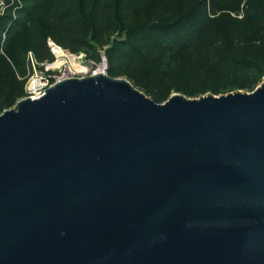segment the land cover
Here are the masks:
<instances>
[{"label": "water", "instance_id": "1", "mask_svg": "<svg viewBox=\"0 0 264 264\" xmlns=\"http://www.w3.org/2000/svg\"><path fill=\"white\" fill-rule=\"evenodd\" d=\"M0 264H264V81L160 104L69 78L5 110Z\"/></svg>", "mask_w": 264, "mask_h": 264}, {"label": "rangeland", "instance_id": "2", "mask_svg": "<svg viewBox=\"0 0 264 264\" xmlns=\"http://www.w3.org/2000/svg\"><path fill=\"white\" fill-rule=\"evenodd\" d=\"M246 1L241 5L239 14L224 12L219 14V17L212 15L207 0H139L131 8L126 7L124 0H65L66 6L57 10L50 9L47 0H0V16L10 10L12 18L11 23L7 24V29L21 38L19 63L13 71L19 81L24 83L22 96L0 114L5 110L15 109L18 103L26 98V89L35 73L30 57L39 63L38 71H45L41 65L56 61L50 43L57 45L53 47L57 57L56 66L60 68L67 65L68 69L74 72L70 57L76 61L80 60L79 62L87 67L84 55L86 63L90 64L98 62L101 52H105L115 70V76L111 77L128 81L150 99L151 94L157 92L161 79L164 80L168 94L166 101L175 95L193 100L207 95L219 97L235 92L252 93L264 81V39L261 42H249L252 31L244 30L239 25ZM62 14L72 15L71 19L78 24L87 25V28L82 32L79 28L59 22L56 16ZM186 18L191 21L199 18L213 21L214 30L210 34L207 48L191 60L189 56H176L174 50L167 51L164 57L158 58L153 74L146 76L147 72H141L140 79L134 64L125 55L126 49L151 55H156V52L140 34L139 39H131L130 32L141 27L156 26L176 29ZM67 36H74L75 42L79 43L77 51L66 49L56 40H68ZM5 40L6 33H0V45H3ZM165 43H169V40L166 39L164 45ZM57 48L61 49L62 54L56 53L59 52ZM51 56L53 60L50 59ZM219 59L232 63L250 62L255 65V74L260 76V79L251 88L245 87L246 76L231 72L230 69H221L215 64ZM46 74L60 75L56 71ZM195 74L198 75V80H195ZM71 76L81 78L76 74ZM187 84L193 91L205 89V92L187 94Z\"/></svg>", "mask_w": 264, "mask_h": 264}, {"label": "trees", "instance_id": "3", "mask_svg": "<svg viewBox=\"0 0 264 264\" xmlns=\"http://www.w3.org/2000/svg\"><path fill=\"white\" fill-rule=\"evenodd\" d=\"M126 7L131 8L139 0H124ZM246 0H207V5L212 15H219L224 12L236 13L241 12V5ZM50 9H60L66 6L65 0H47ZM246 8L243 11V18L239 25L244 30L252 31L249 42H261L264 39V2L258 0H247ZM20 14V13H19ZM221 15H219L220 17ZM59 22L66 23L67 26L85 30L87 25L78 24L72 15L62 14L56 16ZM10 10L0 16V33H6V40L3 45H0V112L7 107H10L24 92V83L19 81L14 73V68L19 63V52L21 50V38L17 33H12L7 29V24L11 23ZM214 30V23L208 18H199L195 21L183 19V23L174 29L172 27H141L130 32V38L137 40L138 34L149 42L154 48L156 55L140 52L138 50H127L126 57L135 66L140 79L141 72H147L146 76L153 74L154 67L158 64V58L164 57L167 51L174 50L176 56H189L197 58L199 53L207 48L210 41V34ZM147 34V35H145ZM137 35V36H136ZM69 37V36H67ZM68 40L56 39L58 43L66 49L77 51L79 43H76L74 36L67 38ZM168 39L169 43H165ZM53 60V57H50ZM221 69L232 70L231 72L242 73L246 76L245 87L251 88L255 85L260 76L255 74V65L250 62H235L232 63L226 59H219L215 62ZM114 69L110 63V76H115ZM195 80H198V75L195 74ZM141 84V83H140ZM189 84V82H188ZM185 91L187 94H202L205 89L193 91L189 85ZM142 85V84H141ZM164 80L161 79L158 85L157 92L151 94L152 99L156 103H164L168 94L164 87ZM143 86V85H142Z\"/></svg>", "mask_w": 264, "mask_h": 264}, {"label": "built area", "instance_id": "4", "mask_svg": "<svg viewBox=\"0 0 264 264\" xmlns=\"http://www.w3.org/2000/svg\"><path fill=\"white\" fill-rule=\"evenodd\" d=\"M57 46L54 43H50V49L54 54L56 61L51 63H45L41 65L45 68V71H38L37 65L39 63L33 58L30 57L32 65L34 67V76L31 79L27 89H26V98L38 99L41 98L46 90L58 83L59 81L72 78L71 75L76 74L82 77L97 76V75H109L110 63L106 57L105 52H101V58L98 62H91L90 64L86 63V55H84L85 65L88 67V70L84 73L74 72L71 69H68L67 65H63L60 68L57 65V57L53 51V47ZM73 55V54H71ZM32 56V55H31ZM59 72L60 75H47L46 72Z\"/></svg>", "mask_w": 264, "mask_h": 264}, {"label": "bare ground", "instance_id": "5", "mask_svg": "<svg viewBox=\"0 0 264 264\" xmlns=\"http://www.w3.org/2000/svg\"><path fill=\"white\" fill-rule=\"evenodd\" d=\"M57 50L59 51V52H56L58 55L62 54L61 49L57 48ZM70 59H71V62L73 63V69L75 70V72L84 73L88 70V67H85L81 62H79L80 60L76 61L75 58L73 57H70Z\"/></svg>", "mask_w": 264, "mask_h": 264}]
</instances>
